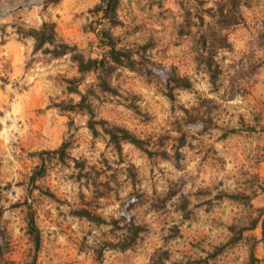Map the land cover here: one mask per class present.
Returning <instances> with one entry per match:
<instances>
[{"label":"rangeland","instance_id":"obj_1","mask_svg":"<svg viewBox=\"0 0 264 264\" xmlns=\"http://www.w3.org/2000/svg\"><path fill=\"white\" fill-rule=\"evenodd\" d=\"M100 1L0 0L3 259L7 264H264L259 226L230 243L249 218L264 212V0H241L242 23L224 31L230 49L215 54L221 69L217 88L195 59L193 36L198 26H213L207 10L223 0H119L116 26L91 12ZM42 22L53 23L58 38L85 58L106 52L93 29L109 31L117 48L138 52L135 71L117 68L111 74L115 93L101 92L93 74L83 77L78 90L96 120L127 129L155 153L148 156L124 143L119 155L99 129L91 135L85 113L57 107L79 101L67 91L66 80L80 76L68 55L33 53V41L23 32ZM143 44L149 45L145 51L138 49ZM178 78H187L192 89L174 90L173 107L166 85ZM178 106L192 116L199 112V120L189 123ZM62 143L67 156L83 162L81 169L67 158L63 164L41 154ZM41 158L46 173L32 185L28 178ZM127 168L135 173L134 187ZM235 194L245 198L227 197ZM25 201L40 232L36 253L26 234ZM79 209L107 223L134 218L146 232L128 250L108 249L106 243L120 232L75 217Z\"/></svg>","mask_w":264,"mask_h":264},{"label":"trees","instance_id":"obj_2","mask_svg":"<svg viewBox=\"0 0 264 264\" xmlns=\"http://www.w3.org/2000/svg\"><path fill=\"white\" fill-rule=\"evenodd\" d=\"M119 6V0H101L93 10V14L101 15V18L107 21L111 26H116L119 24L117 20V8ZM241 0H223V3L217 4L216 9H208L209 17L213 20V26L207 30H202L199 26L197 34H194L195 43V59L199 65L203 66L204 72L208 76V82L213 88H217V83L219 76L221 74V69L218 63L215 61V54L219 50L230 49V43L228 42L227 36L224 34L225 30L231 27L239 25L242 23L243 18L240 13ZM200 23H203V18L198 16ZM21 30H19L20 32ZM98 39V44L106 49L105 55L102 58H85L82 53H80L76 46L70 45L67 42L58 38L55 26L53 23L42 22L38 28H32L25 32L23 35L29 37L33 41V53H41L45 56H50L53 59H58L64 56H69L70 61L75 65L77 74L80 76L78 78H73L66 80L67 91L69 93L76 94L79 97V101L70 105L68 108L58 105L59 109H66L68 111H79L87 115V129L92 136H97L98 129L108 137V142L115 151L121 155L122 144L127 143L133 145L137 149L144 152L146 155L151 156L155 152H151L149 148V142L141 140L134 136L127 129L111 126L104 120H96L95 115L92 111L90 103L87 102L86 96L78 90V86L81 84L83 77L87 74H93L96 80V86L103 93H115V91L110 87L109 78L111 74L117 68H127L131 71L136 70L137 61L134 59L138 52H134L128 48H117L116 40L114 36L107 30H92ZM180 34L184 35L185 30L182 29ZM188 35L192 33L188 29ZM197 37V38H196ZM149 45L143 44L138 46V49L145 51ZM172 84V87L170 86ZM168 89L166 98L170 101L174 107L176 100L173 94L174 90H191L192 84L187 78H178L177 80H171L166 85ZM201 104L207 103L209 100L200 99ZM62 107V108H61ZM178 109L182 112L183 116L187 118L189 123H194L199 120V112L196 116L190 114L189 109L182 106H178ZM198 110V109H193ZM67 144L62 143L54 151H45L41 154H46L48 156L52 155L57 162L65 163V159H69L74 163V168H82L83 162H78L74 158L67 156ZM178 152L176 151V154ZM179 154H177L178 156ZM163 159H167L168 155L166 152H161ZM127 179L131 182L134 187L136 176L131 168H127ZM46 173V166L44 160L41 158V164L36 166L31 175L28 178V182L34 185L35 181L44 177ZM106 186H108L106 184ZM230 200H238L242 197L238 194L227 196ZM187 202H184V206ZM25 207V225L26 234L29 237L30 242L33 245L34 252H38L40 249V232L35 221V212L32 209V205L28 204L27 201L23 203ZM258 216L254 218H249V222L240 227L235 236L232 237L230 243H234L242 239L244 232L252 231L258 226L260 228V241L264 242V212L258 210ZM3 209L0 208V218L2 217ZM73 215L77 218L85 219L95 225H113L117 231L120 232L119 237L116 238L114 242H107L106 246L108 249L125 251L137 244L143 233L146 232V227L142 224L135 222L134 218L120 217L119 219H111L109 223L100 218L99 216L92 215L86 209H79L73 211ZM236 227L230 226L229 231L235 233ZM3 231H0V263L7 264L8 261L3 259L4 250H6L7 242L4 238ZM253 243H257L255 239ZM251 253L250 259L253 263L255 261L253 250L254 245L250 246ZM166 253L163 255L165 256ZM167 259V258H166ZM13 264V263H11Z\"/></svg>","mask_w":264,"mask_h":264},{"label":"water","instance_id":"obj_3","mask_svg":"<svg viewBox=\"0 0 264 264\" xmlns=\"http://www.w3.org/2000/svg\"><path fill=\"white\" fill-rule=\"evenodd\" d=\"M24 6H26V3H23L20 7H24Z\"/></svg>","mask_w":264,"mask_h":264}]
</instances>
